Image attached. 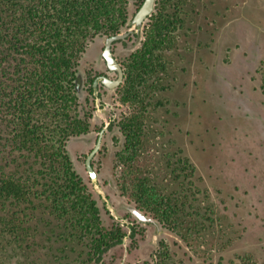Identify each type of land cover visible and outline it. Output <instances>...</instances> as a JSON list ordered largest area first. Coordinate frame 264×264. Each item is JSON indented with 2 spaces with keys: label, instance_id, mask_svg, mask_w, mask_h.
<instances>
[{
  "label": "trees",
  "instance_id": "obj_1",
  "mask_svg": "<svg viewBox=\"0 0 264 264\" xmlns=\"http://www.w3.org/2000/svg\"><path fill=\"white\" fill-rule=\"evenodd\" d=\"M181 1L156 0L145 38L125 63L118 92L130 110L114 128L122 136L114 175L120 194L163 228L190 246L223 250L237 231L225 236L227 219L195 164L179 156L183 150L150 152V140L170 125L166 58ZM129 5L0 0V264H104L111 248L135 236L116 222L104 224L98 200L67 149L68 140L91 125L92 114L75 90L79 58L92 39L127 26ZM256 72L264 93V63ZM152 110L167 116L156 119L160 128L150 127ZM163 244L159 260L138 264H169ZM240 258L258 264L252 254Z\"/></svg>",
  "mask_w": 264,
  "mask_h": 264
},
{
  "label": "rangeland",
  "instance_id": "obj_2",
  "mask_svg": "<svg viewBox=\"0 0 264 264\" xmlns=\"http://www.w3.org/2000/svg\"><path fill=\"white\" fill-rule=\"evenodd\" d=\"M129 1L132 14L142 0ZM181 7L183 26L170 41L166 58L164 84L172 89L164 99L170 125L164 135L156 134L150 140V152L156 148L183 150L179 156H187L195 164L213 202L227 219L225 236H233L232 229L237 234L225 249L214 250L190 246L176 232L162 227L157 232L153 225L130 217L138 231L136 239L112 250L105 264L142 261L158 249L161 239L168 245L169 264H243L240 256L246 253L252 254L253 262L264 264V93L259 88L260 74L254 73L264 61V0H182ZM142 39L141 33L118 42L115 57L126 63ZM103 45L104 37L97 36L79 58L85 78L81 103L92 114L91 125L89 133L71 137L67 144L75 167L86 179L84 161L98 130L111 116L120 119L130 110L116 89L100 87L101 97L95 100L89 93L94 75L116 76L107 71L101 57ZM150 113V127L160 128L156 119L165 116L163 110ZM121 141L117 129L106 131L94 158L98 185L93 188H98L92 191L106 223L111 216L107 206L120 216L126 214L123 206L128 199L120 195L113 175ZM107 180L113 182V188Z\"/></svg>",
  "mask_w": 264,
  "mask_h": 264
},
{
  "label": "flooded vegetation",
  "instance_id": "obj_3",
  "mask_svg": "<svg viewBox=\"0 0 264 264\" xmlns=\"http://www.w3.org/2000/svg\"><path fill=\"white\" fill-rule=\"evenodd\" d=\"M143 1L144 0H142V2L141 3H139V5L137 6V8H136V10H135V12H133L132 14H130L129 13V21L133 18V16L135 15V13L137 12V10L140 8V6L142 5V3H143ZM130 3H131V1H129ZM156 0H155V6H156ZM182 9H180L181 10V12H180V14H179V17L177 18V19H175L176 20V24H177V26H179V28L178 29H176V30H173L171 33H169V36H168V40L169 41H171L172 39H173V37H174V35H175V33L176 32H178L181 28H182V26H183V20H182V17H181V14H182V10H183V7H181ZM154 11H155V7H154ZM153 11V12H154ZM151 16V15H150ZM149 18V17H148ZM148 18H147V20L143 23V26H142V29H141V33H142V35H143V39H142V41L144 40V34L146 33V27H147V21H148ZM179 20H181V21H179ZM127 28L126 30H123V28ZM125 27H123L119 32H116V33H113V34H109V35H107V36H111V35H114V34H117V33H121V32H128V30H129V28H132L133 29V31L132 32H130V33H128L127 34V36L124 38V39H119V40H115V41H113L112 42V44H111V51L113 52V54H114V46L118 43V42H124V40L125 39H128V38H130L131 36H135V37H138L139 35H138V33H137V31H136V27H134V26H132V25H128V23H127V26H125ZM135 29V30H134ZM135 31V32H134ZM140 33V34H141ZM101 37H106V36H101ZM96 38V37H95ZM93 40V39H92ZM91 40V41H92ZM172 42H169V44H171ZM174 47V46H173ZM104 49V45H103V48H102V50ZM115 56V55H114ZM116 58V57H115ZM103 59V58H102ZM117 59V58H116ZM103 61H104V63H105V60L103 59ZM117 61L122 65V67H123V71H124V75H125V62L124 63H121L118 59H117ZM262 63H264V61H262L261 62V64ZM106 65V64H105ZM107 68V67H106ZM257 69H258V67L255 69V71H254V73L257 75L258 73L256 72L257 71ZM79 70H80V68H79ZM107 71H108V69H107ZM102 75H106L107 76V74H105V73H98V74H96V75H94L93 77H92V79H91V83H90V87H89V93H90V95H92V97H93V100H95V99H97V98H100L101 97V94H100V92L98 91V89H100V87H103V88H105L104 87V85L103 84H101V83H99L98 85H97V88H94L93 87V82H94V80L97 78V77H99V76H102ZM77 76V75H76ZM117 76H115L113 79H115ZM123 81H124V77H123ZM123 81H122V83H123ZM84 82H85V78H84V76H83V86H84ZM121 83V84H122ZM121 84L119 85V86H117V87H115L114 89H116V91H118L119 90V87L121 86ZM260 88V90H261V87H259ZM92 89V90H91ZM107 89V88H106ZM76 90V89H75ZM110 90H112V89H110ZM80 98L82 97V96H79ZM121 99H122V96H121ZM87 102H88V100H86ZM121 102H122V100H121ZM170 104V103H169ZM102 106H104V104L101 102V107ZM87 107V106H86ZM91 117H92V115H91ZM90 117V118H91ZM121 119V118H120ZM118 120H119V118L118 117H116V116H111L110 117V120L108 121V124L106 125L105 123H103V125H102V127L100 128V130H98V135H97V137H96V139H95V142H96V140H97V138H98V136H99V132L101 131V130H103V135H102V138H103V136H104V134H105V132L106 131H112V130H114V128H115V124L118 122ZM118 130V129H117ZM119 131V130H118ZM90 132V130L87 132V133H89ZM87 133H85V134H87ZM83 135V134H82ZM80 136V135H79ZM95 144V143H94ZM101 145H102V139H101ZM93 148V147H92ZM92 148H91V150H92ZM100 148H101V146H100ZM100 148H99V150L95 153V155L93 156V158H92V160H91V164H92V167H93V170L96 172V178L95 179H92L91 177H90V174H89V172L87 171V169H86V171H87V173H88V176H89V178L88 179H86V181H87V183H88V186H89V188H90V190L92 191L93 189H95V188H98V186H95V188H93L94 187V185H96L97 183H96V180H97V178H98V172H97V170L95 169V167H94V158H95V156H96V154L97 153H99V151H100ZM90 150V151H91ZM90 151L88 152V154L90 153ZM117 152V151H116ZM115 152V153H116ZM88 154L86 155V157H85V161H84V163H85V168H86V158H87V156H88ZM179 156L177 155V158H178ZM116 162H117V160H116ZM74 163V162H73ZM75 165V164H74ZM116 165V164H115ZM114 165V166H115ZM77 169V168H76ZM78 170V169H77ZM80 172V171H79ZM81 173V172H80ZM82 174V173H81ZM83 175V174H82ZM113 175H114V168H113ZM114 177H115V187L117 188V184H116V175H114ZM113 182L111 181V180H107V184H110L109 186L111 187V188H113V184H112ZM98 185V184H97ZM117 190H118V188H117ZM93 192V191H92ZM120 193V192H119ZM94 194V193H93ZM209 194H210V192H209ZM121 195V194H120ZM123 196V195H122ZM125 197V196H124ZM210 197H211V195H210ZM127 198V197H126ZM128 199V198H127ZM211 199H212V197H211ZM213 200V199H212ZM127 203H132V204H134L137 208H139L134 202H132V201H129V200H127ZM99 204V203H98ZM100 207V206H99ZM107 208L109 209L108 210V212L111 214V216L109 217V222H107L106 223V221H104L103 220V222H104V224L105 225H109L111 222H116L117 224H119L121 227H122V229H123V231H125L126 233H130V231L132 230V229H134V231H135V236L133 237V238H131V237H129V236H125L124 237V239H123V242L121 243V244H119V245H117V246H115V247H113V248H111L105 255H104V259H103V261H104V264H105V259H106V257L110 254V252L112 251V250H114V249H116V248H118V247H120V246H125L124 244H126V241L128 240V239H131V241H133L134 239H136V236L138 235V231H137V229H136V226H135V224L133 223V222H131L128 218H130V217H133V218H135V220H137L139 223H141V224H143V225H152V224H150V223H143L142 221H140L136 216H134L131 212H129V211H127L126 209L124 210L125 212H126V214H125V216H120V214L118 213V211L116 210V211H113V210H111L108 206H107ZM115 208V207H114ZM100 209H101V207H100ZM140 209V208H139ZM218 209V208H217ZM141 211H143L142 209H140ZM145 214H147V215H149V216H151V217H153L151 214H149V213H147V212H145V211H143ZM118 213V216L116 215ZM101 215H102V212H101ZM103 218V217H102ZM154 218V217H153ZM154 226V225H153ZM155 227V226H154ZM163 228V227H162ZM155 229H156V227H155ZM155 231H157V230H155ZM157 232H160V230L159 231H157ZM163 244V246L166 244L167 245V243H166V241L164 240V239H161L160 241H159V245H158V249H156L151 255H150V257H148V258H146V259H144V260H142V261H137L135 264H138V263H142V262H144V261H146V260H148V261H150V262H152L153 260H159V254L161 253V250H162V244ZM168 246V245H167Z\"/></svg>",
  "mask_w": 264,
  "mask_h": 264
},
{
  "label": "water",
  "instance_id": "obj_4",
  "mask_svg": "<svg viewBox=\"0 0 264 264\" xmlns=\"http://www.w3.org/2000/svg\"><path fill=\"white\" fill-rule=\"evenodd\" d=\"M154 7H155V0H144L140 8L137 10L135 15L133 16V18L128 22V25H132L136 27V31L138 35H140L141 33L143 23L153 13ZM132 31L133 29L129 28L128 32H121V33H117L111 36L104 37V49L101 52V57L105 60V64L108 69V72L115 73L117 77L113 79V78H110L108 75L99 76L93 82L94 88H97V85L101 83L104 85L105 88L110 90V89H114L115 87L119 86L122 83L123 77H124L123 67L117 61L113 52L111 51V44L115 40L124 39L127 36V34ZM75 89H76L78 96L83 95V74L81 73V71L77 73V76L75 78ZM102 135H103V130L99 132V136L92 150L90 151V153L88 154L86 158V169L89 172L90 177L92 179L96 178V172L93 170L91 160L101 146ZM67 149H68V146H67ZM123 207L127 211L131 212L134 216H136L143 223H150L154 225L157 231L161 229L162 227L161 224L155 218L145 214L143 211L137 208L134 204L127 203Z\"/></svg>",
  "mask_w": 264,
  "mask_h": 264
}]
</instances>
